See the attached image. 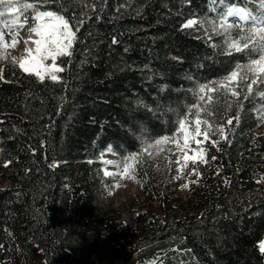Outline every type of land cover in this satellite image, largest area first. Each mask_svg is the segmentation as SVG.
Wrapping results in <instances>:
<instances>
[{
	"label": "trees",
	"instance_id": "obj_1",
	"mask_svg": "<svg viewBox=\"0 0 264 264\" xmlns=\"http://www.w3.org/2000/svg\"><path fill=\"white\" fill-rule=\"evenodd\" d=\"M26 1L64 16L75 39L59 80L17 67L0 74V264H264V99L245 86L239 96H193L250 58L226 54L199 24L183 27L215 17L218 4ZM193 104L210 135L185 199L157 183L149 160L137 163L149 203L135 226L107 212L97 188L102 154L147 160L141 132L174 137L176 113L195 119Z\"/></svg>",
	"mask_w": 264,
	"mask_h": 264
},
{
	"label": "snow or ice",
	"instance_id": "obj_2",
	"mask_svg": "<svg viewBox=\"0 0 264 264\" xmlns=\"http://www.w3.org/2000/svg\"><path fill=\"white\" fill-rule=\"evenodd\" d=\"M213 5L220 4L221 7L216 9L215 19H208L203 21L188 20L187 23L183 25L184 28H189L196 24H207L209 25L212 32L224 35L226 37H232V30H238L237 34L239 39H226L225 46L227 48L226 54L231 55L232 50L236 52L244 51L245 49L249 50L250 55L253 56L252 59L248 61L246 65H236L235 69L231 70L223 79V81H213L207 84H199L198 92L194 90L193 96L196 98L199 96V100H204V96L199 95L203 93L205 89H208L209 92L216 91L217 93L221 92V89L226 88L227 83L230 81H236L244 83L246 90L249 93L253 92V85L264 84V0H258V6L255 13L248 10L246 7H237L235 4L228 5L224 0H211ZM19 7L23 10L35 8L34 4L31 3H22V0H16V3H13V0H0V24L4 23V16L6 11H11L13 8ZM229 18L233 19V23H229ZM37 23L29 29V39H31V34H35L37 39H35V53L36 56L33 57L32 68L34 74L39 77L41 81L44 80V75L41 73H46L50 76V79L56 81L58 77L55 73L63 71L62 68L55 64L57 57L70 55L71 53L67 50L71 47L72 41L74 39L75 33L71 30L70 22L65 19L64 16L59 15L58 13L51 11H39L36 10L35 16L33 17ZM27 23V20L24 21ZM23 27V25H20ZM245 27H247V32H244ZM11 30V29H10ZM243 41L241 47L240 41ZM27 42V41H26ZM115 42V41H114ZM258 57V58H256ZM51 59L53 64L51 66H46L43 64L45 60ZM24 71L28 72L29 68L25 67L23 64L20 65ZM232 96H239V93L234 89L231 91ZM259 97L264 99V91H258ZM211 100L212 97H209ZM219 97H217V100ZM193 108H196V111L193 112ZM209 108L205 107L204 112L209 113ZM187 112L196 117L192 122L188 121V117L184 115L183 112L176 113L175 123L179 126L180 135L183 137V145L176 141L175 137L161 136L158 139L150 137V134L144 133L143 131L140 134L141 142L146 144L144 149L145 153L149 152V149L155 148L159 152L165 151H174L173 149H165L163 146L169 144L171 141L175 144L176 149H187L189 146V140L193 139L195 136H201L202 140H195L197 144V152H203L204 150L199 147V145L204 140H209V132L201 130V124L207 125V120H201L200 110L197 104H193L192 107L187 108ZM183 117V118H181ZM264 118V117H262ZM238 120V117H237ZM194 124L192 130V135L185 130L186 124ZM231 125L232 120L227 121ZM221 134H223L224 129L220 127L217 129ZM148 136L149 139L145 140L144 137ZM111 151V149H109ZM137 154H132L127 160H136ZM185 160H191L192 164L203 162V158L200 160L193 159L191 157L185 156ZM106 165L113 164L112 161H105ZM179 163V161H177ZM121 164L125 165V171L130 173L131 165H128L126 160H122L120 163L115 164L114 166L119 168ZM187 167V164L183 165ZM105 176H115L120 179L128 178L135 179L134 176L128 174L126 176H120L116 172H105ZM188 185H184L186 188ZM111 194V193H109ZM261 251H264V244L260 245Z\"/></svg>",
	"mask_w": 264,
	"mask_h": 264
},
{
	"label": "rangeland",
	"instance_id": "obj_3",
	"mask_svg": "<svg viewBox=\"0 0 264 264\" xmlns=\"http://www.w3.org/2000/svg\"><path fill=\"white\" fill-rule=\"evenodd\" d=\"M13 3H16V0H13ZM22 3L27 4L25 0H22ZM257 6H258V0H249V2L247 3V9L254 13L256 11ZM220 7L221 5L218 4V9ZM2 10L3 9H0V11ZM35 13H36L35 8L23 10L19 7L18 4L17 7L13 8L11 11L5 12V16L3 18L5 22L0 24V74L4 75L6 71L13 73L15 71V67L20 69L22 72H26L24 71L23 68L20 67L17 54L22 52L23 45L25 44L24 39L29 35H26L23 40L18 36V34H22V35L27 34L28 31L25 33L23 32L24 30L23 31L20 30V28L16 25V21L22 20L23 18H28L29 21H31L32 20L31 16L32 15L35 16ZM209 19H215V17ZM191 20L203 21V19H199L198 17H195ZM228 22L233 23V19L229 18ZM29 23L35 25L34 22H29ZM199 28L203 29L204 30L203 32L209 33L210 37H217L225 48H226L225 46L226 39H239V35L237 34L238 30H232V37H226L224 35H219L212 32L209 25L207 24H203V25L199 24ZM244 32L245 33L247 32V27H245ZM243 43L244 42L241 40L240 41L241 47ZM9 46L11 48H9ZM70 49L71 47L67 50L70 52ZM245 50L249 53V50L247 49ZM61 57L64 56L57 57L55 61V64L60 68H62L59 63ZM249 57H250L249 60L253 58V56L250 55V53H249ZM248 61L240 65L241 66L246 65ZM32 63L27 65V67L29 68V71L27 73L34 72V69L32 68ZM43 64L46 66H51L53 64V61L51 59H48L45 60ZM61 72L55 73V75L58 77L57 80H59V74ZM41 75H44V79L50 78V76L46 73L42 72ZM36 77L39 79L38 76ZM8 78L11 79L12 77L10 76ZM223 79L224 78L220 79L219 81H223ZM238 86H245V84L239 82V80L237 79L234 82L233 81L228 82L226 88L224 89L231 93L233 89L236 91V87ZM262 88H264V84L253 85V90L260 91ZM207 92L208 89H205L204 95H207L208 94ZM258 114L260 116V123L257 131L259 133H264V118H262L264 117V104H261L258 107ZM195 119L190 118L188 121L192 122ZM202 124H201V130L203 132L206 131L209 125L208 124L202 125ZM193 128H194V124L192 123L186 124L185 130L189 133L190 136L192 135ZM174 137L176 138L177 142L183 145V137L180 135V129L178 130L177 134ZM195 140H202V135L195 136L193 139H190L189 146L187 149H183V148L176 149L175 144L172 143L171 141L169 142V144L164 145L163 147L165 149L166 147H168V149L170 148L173 149L174 151L159 152L155 148H153V149H149V152L151 153V155H149L148 153L144 152L145 149L144 148L143 154L146 155L148 158L147 160L143 158L144 161L140 159L142 155H137L136 160H127L128 157L122 159L116 154H114L112 151L104 152L101 156V160L103 162V166L101 169L103 179L98 180L97 188L100 193H103L104 191L103 195L105 200L104 204L106 206L104 207L105 210L107 212L119 213L125 224L131 227L135 226L136 217L138 213L141 211L144 204L149 203L141 187V180L138 176L137 163L142 162L148 164L149 160L151 163H153L155 174L158 179L157 183L163 186V189H167V187L169 186L174 191V193H177L179 197L185 199V197L188 194L189 184L192 182L194 175L196 174L200 166H203L206 163V151L204 147L205 140L199 145V147L204 150L203 152H197V144L195 143ZM185 156L191 157L196 160H200L202 157L203 162H199L193 165L191 160H185ZM1 160L2 159L0 157V163ZM122 160H126L127 164L131 165L130 173L125 171L124 164H121L119 168L114 166L115 164L120 163ZM105 161H112L113 164L106 165L104 163ZM177 161H179V163H177ZM185 164H187V167L183 166ZM105 172H116L119 173L120 176H126L130 174L134 176L135 179H128V178L120 179L115 176H105L104 175ZM184 185H188V186L185 188ZM262 244H264V240L262 241Z\"/></svg>",
	"mask_w": 264,
	"mask_h": 264
},
{
	"label": "bare ground",
	"instance_id": "obj_4",
	"mask_svg": "<svg viewBox=\"0 0 264 264\" xmlns=\"http://www.w3.org/2000/svg\"><path fill=\"white\" fill-rule=\"evenodd\" d=\"M35 39H37L36 35H32L31 39H29V36L25 37V44L23 45L22 52L17 54L20 65L23 64L25 67H27L28 64L33 62V57L36 56L34 44ZM9 48L11 47L9 46Z\"/></svg>",
	"mask_w": 264,
	"mask_h": 264
}]
</instances>
